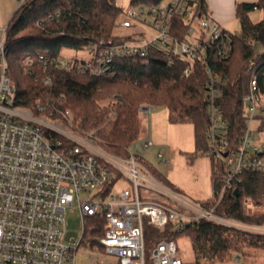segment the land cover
Masks as SVG:
<instances>
[{"label":"built area","instance_id":"2783aa9c","mask_svg":"<svg viewBox=\"0 0 264 264\" xmlns=\"http://www.w3.org/2000/svg\"><path fill=\"white\" fill-rule=\"evenodd\" d=\"M17 1L20 7L29 0ZM204 1L163 0L153 6H128L118 23L119 30H130L126 39H100L78 51L87 57L49 60L39 56L45 68L48 64L65 70L76 68L80 74L95 77L113 74L112 66L119 59L141 58L147 64L151 52L167 57L170 63L182 61L185 77L196 63L204 66L209 78L206 98L210 118L205 154L212 160L213 194L201 204L181 197L138 162L139 151L153 146L149 138L140 137L133 144L135 152L130 147L127 156H118L105 150L92 132L75 125L70 111L55 114L49 106L38 105V112L44 114L40 117L16 105L17 89L9 77L5 49L7 27H0V264H76L74 254L89 236H93L90 247L96 243L104 253L117 257L119 264H186L176 242L169 239L160 240L148 258L146 224L164 232L173 223L172 231L183 233L190 224L206 220L264 234V225L246 224L216 212L243 173L264 174V143L256 138L264 122V92L252 78L242 96L245 126L234 140L231 123L218 103L220 81L206 56L219 44L223 49L218 56L228 57L229 31L208 8L200 16ZM175 18L187 25L183 40L171 33ZM248 44L255 46L252 41ZM43 81L52 84L50 78ZM151 111L150 105L143 104L139 115ZM158 160L168 162L161 153ZM120 180L130 184L120 186ZM140 187L155 199L165 197L176 208L146 199ZM207 202L215 205L206 207ZM77 210L82 231L67 239V215ZM100 224L101 236L96 234Z\"/></svg>","mask_w":264,"mask_h":264},{"label":"trees","instance_id":"16d2710c","mask_svg":"<svg viewBox=\"0 0 264 264\" xmlns=\"http://www.w3.org/2000/svg\"><path fill=\"white\" fill-rule=\"evenodd\" d=\"M162 1L130 0L129 6H153ZM200 9L202 16L207 10L205 1ZM256 10L264 13V0L236 3L234 15L241 36L227 32L231 50L225 59L218 56L223 45L217 44L206 53L209 66L220 81L222 95L218 103L231 123L234 140L245 126L242 96L250 80L256 78L264 92V15L254 21L251 14ZM124 12L117 0H29L18 7L5 36L9 77L17 89L16 105L35 114H39L38 105L49 106L48 110L55 114L68 110L75 125L92 132L105 150L118 156H127L139 138L140 106H165L172 122L193 125L194 155L205 153L210 122L206 98L209 78L199 63L185 77L182 61L173 59L170 63L167 57L151 52L147 64L141 58L119 59L112 66L113 74L95 77L80 74L76 68L65 70L53 64L45 68L40 62V55L58 60L66 49L78 52L100 39H126L130 30L117 33ZM172 26V35L183 40L187 25L175 18ZM249 41L255 46L251 47ZM45 78L51 79L50 86L44 83ZM109 99L113 104H102ZM235 188L239 194L228 191L216 212L246 224L264 225V174L245 172ZM214 205L205 203L206 207ZM172 228L173 223L159 232L158 228L145 225L148 258L160 240L175 239L179 233ZM103 233L100 224L96 234ZM184 233L191 240L197 264L224 262L234 254H249L252 250L264 251V235L206 220L190 224Z\"/></svg>","mask_w":264,"mask_h":264},{"label":"rangeland","instance_id":"374dc122","mask_svg":"<svg viewBox=\"0 0 264 264\" xmlns=\"http://www.w3.org/2000/svg\"><path fill=\"white\" fill-rule=\"evenodd\" d=\"M216 1L218 4L217 8L221 7L222 12L227 13L226 16L232 19L234 17L232 0ZM117 3L126 9L129 6L130 0H117ZM256 14L255 21L260 20L264 15L263 11H256ZM234 26L237 30L238 23L235 22ZM122 32L119 29L117 31L118 34ZM237 35L241 36V32ZM256 48H259L258 45ZM73 57H87V54L67 49L62 51V58L70 59ZM102 104L111 105L113 101L110 102L109 99L103 101ZM151 108V114L141 113L139 115L141 121L139 138H149L153 142V146L149 147L146 151H139L138 162L146 167L162 183L174 189L181 197L188 201L194 204H201L207 201L213 194V165L211 158L205 153L198 156L194 155L195 138L193 125L188 122H172L169 110L165 106L151 105ZM35 115L44 116V114L40 113ZM256 138L264 143V122ZM135 147L134 145L131 146L130 150L135 152ZM159 153L167 157V163L158 160ZM119 184L124 187L130 183L127 180H120ZM139 192L146 199L157 200L160 203L168 205L170 208H176L175 204L166 200L163 196L155 199L154 195L148 194L143 187L139 188ZM67 221V239L72 236H79L82 231V224L78 210L76 213L68 214ZM248 233L259 234L256 232ZM88 239V241H84L81 244L74 254L76 264H119L117 257L104 253L98 246L90 247L89 242L92 241L93 236H89ZM174 241L178 246L183 261L186 264H197L189 236L184 232L179 233ZM213 264H264V251L252 250L249 254H234L230 260L215 262Z\"/></svg>","mask_w":264,"mask_h":264},{"label":"crops","instance_id":"0c3cea01","mask_svg":"<svg viewBox=\"0 0 264 264\" xmlns=\"http://www.w3.org/2000/svg\"><path fill=\"white\" fill-rule=\"evenodd\" d=\"M258 0H232V4L235 11V5L238 2H248V3H255ZM205 3L207 5L208 11L210 14L221 24L223 27L232 33L241 32V27L237 19L234 17L231 19L227 17V13H223L220 8L218 7L216 0H205ZM18 1L17 0H0V27H7L10 23L11 19L13 18L14 14L16 13L18 9ZM257 11V10H256ZM256 11L251 14L252 19L254 20L255 17H257ZM255 21V20H254ZM235 22L238 23V29L236 30L234 27ZM261 142V141H260Z\"/></svg>","mask_w":264,"mask_h":264},{"label":"water","instance_id":"95a60500","mask_svg":"<svg viewBox=\"0 0 264 264\" xmlns=\"http://www.w3.org/2000/svg\"><path fill=\"white\" fill-rule=\"evenodd\" d=\"M234 194H236V195L239 194L238 189H235V190H234Z\"/></svg>","mask_w":264,"mask_h":264}]
</instances>
